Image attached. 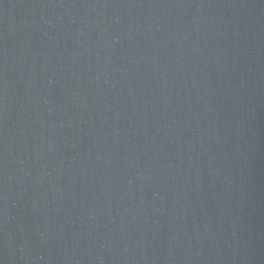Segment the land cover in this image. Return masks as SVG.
<instances>
[{
    "label": "water",
    "instance_id": "1",
    "mask_svg": "<svg viewBox=\"0 0 264 264\" xmlns=\"http://www.w3.org/2000/svg\"><path fill=\"white\" fill-rule=\"evenodd\" d=\"M0 264H264V0H0Z\"/></svg>",
    "mask_w": 264,
    "mask_h": 264
}]
</instances>
